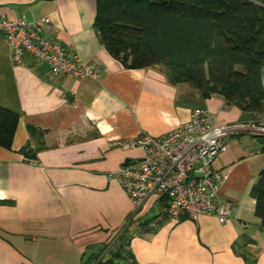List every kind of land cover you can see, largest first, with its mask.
<instances>
[{"label": "crops", "instance_id": "0c3cea01", "mask_svg": "<svg viewBox=\"0 0 264 264\" xmlns=\"http://www.w3.org/2000/svg\"><path fill=\"white\" fill-rule=\"evenodd\" d=\"M96 0H0V17L51 23L44 35L76 52L97 79L50 78L49 67L27 56L14 64L0 34V106L19 114L10 150L0 147V264H86L109 250L128 225V264H264V232L255 214L254 186L264 171V135L228 140L215 167L227 176L221 198L233 204L225 224L145 223L160 213L154 196L135 204L109 175L139 166L144 150L122 148L142 135L162 137L206 108L217 125L259 122L219 96L206 98L172 81L164 65L128 69L101 42ZM26 153L33 155L28 156Z\"/></svg>", "mask_w": 264, "mask_h": 264}, {"label": "trees", "instance_id": "16d2710c", "mask_svg": "<svg viewBox=\"0 0 264 264\" xmlns=\"http://www.w3.org/2000/svg\"><path fill=\"white\" fill-rule=\"evenodd\" d=\"M96 6L101 42L126 68L164 65L173 82L188 83L206 98L219 96L247 113L263 111L264 0H96ZM19 118L0 106L1 148H12ZM252 195L264 232V171ZM131 237L127 225L109 259L98 264L130 262Z\"/></svg>", "mask_w": 264, "mask_h": 264}, {"label": "built area", "instance_id": "2783aa9c", "mask_svg": "<svg viewBox=\"0 0 264 264\" xmlns=\"http://www.w3.org/2000/svg\"><path fill=\"white\" fill-rule=\"evenodd\" d=\"M50 23L48 17L34 21L0 17V34L11 61L21 65L29 56L46 64L52 79L65 75L97 79L96 67L84 65L76 52L44 35ZM245 131L264 135V120L217 125L208 109L195 108L186 124L165 136L142 135L117 142L122 148L143 149L144 156L139 166H127L109 178L118 181L137 209L152 196L161 203L160 213L145 223L146 231L166 221L188 218L197 222L201 216H214L225 224L232 216L233 204L221 198L227 176L215 163L229 150V138Z\"/></svg>", "mask_w": 264, "mask_h": 264}, {"label": "rangeland", "instance_id": "374dc122", "mask_svg": "<svg viewBox=\"0 0 264 264\" xmlns=\"http://www.w3.org/2000/svg\"><path fill=\"white\" fill-rule=\"evenodd\" d=\"M113 246H111L112 249ZM110 250V249H109ZM109 250L103 251L101 253H98L96 256H92L91 258H88V260L86 261V264H98L100 262H106L109 259ZM127 251V250H125ZM126 254V253H125ZM124 254V255H125ZM128 255V254H127ZM128 257V256H127ZM129 263V262H128ZM125 261H123L120 264H128Z\"/></svg>", "mask_w": 264, "mask_h": 264}, {"label": "water", "instance_id": "95a60500", "mask_svg": "<svg viewBox=\"0 0 264 264\" xmlns=\"http://www.w3.org/2000/svg\"><path fill=\"white\" fill-rule=\"evenodd\" d=\"M45 1H49V0H45Z\"/></svg>", "mask_w": 264, "mask_h": 264}]
</instances>
